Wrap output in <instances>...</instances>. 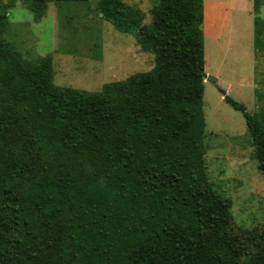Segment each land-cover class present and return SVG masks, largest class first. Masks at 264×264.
<instances>
[{
  "label": "trees",
  "instance_id": "16d2710c",
  "mask_svg": "<svg viewBox=\"0 0 264 264\" xmlns=\"http://www.w3.org/2000/svg\"><path fill=\"white\" fill-rule=\"evenodd\" d=\"M88 2L0 4V264H264V233L243 261L231 204L206 176L203 0H156L150 24L124 0H98L104 21L154 55L151 70L99 92L56 85L51 56L6 41L17 3L39 21L50 3ZM223 100L264 174V114Z\"/></svg>",
  "mask_w": 264,
  "mask_h": 264
},
{
  "label": "rangeland",
  "instance_id": "374dc122",
  "mask_svg": "<svg viewBox=\"0 0 264 264\" xmlns=\"http://www.w3.org/2000/svg\"><path fill=\"white\" fill-rule=\"evenodd\" d=\"M124 1L150 24L156 0ZM207 1L215 8L212 15L207 12L212 17L208 32L203 22V162L208 184L231 204V230L240 237L242 260L247 261L264 233V174L242 113L232 109L221 92L248 113L264 114V45L254 47L253 10L256 2L264 29V0ZM97 2L50 3L39 21L17 3L8 10L6 41L28 59L51 56L54 83L61 87L99 92L107 83L151 70L154 55L142 51L133 35L104 21ZM261 41L264 44V30ZM256 90L262 95L259 99Z\"/></svg>",
  "mask_w": 264,
  "mask_h": 264
},
{
  "label": "crops",
  "instance_id": "0c3cea01",
  "mask_svg": "<svg viewBox=\"0 0 264 264\" xmlns=\"http://www.w3.org/2000/svg\"><path fill=\"white\" fill-rule=\"evenodd\" d=\"M209 8V9H208ZM215 7H210V3L209 1L207 0H203V11H204V17H205V25H206V31H207V20L208 18H210L211 16L209 15H212V11ZM209 12V15L208 13ZM253 12V11H252ZM212 18V17H211ZM213 20V19H212ZM204 22V21H203ZM204 24V23H203ZM208 32V31H207Z\"/></svg>",
  "mask_w": 264,
  "mask_h": 264
},
{
  "label": "water",
  "instance_id": "95a60500",
  "mask_svg": "<svg viewBox=\"0 0 264 264\" xmlns=\"http://www.w3.org/2000/svg\"><path fill=\"white\" fill-rule=\"evenodd\" d=\"M207 76L205 75V78H206ZM221 94H222V96L224 97L226 94H225V92H221Z\"/></svg>",
  "mask_w": 264,
  "mask_h": 264
}]
</instances>
